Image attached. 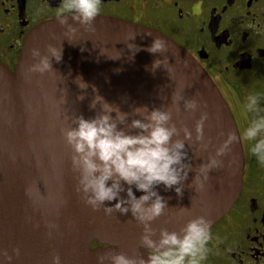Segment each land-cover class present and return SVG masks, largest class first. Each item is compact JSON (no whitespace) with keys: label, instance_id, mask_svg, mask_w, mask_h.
Wrapping results in <instances>:
<instances>
[{"label":"water","instance_id":"water-1","mask_svg":"<svg viewBox=\"0 0 264 264\" xmlns=\"http://www.w3.org/2000/svg\"><path fill=\"white\" fill-rule=\"evenodd\" d=\"M75 26L78 30L70 43L57 19L37 25L25 39L16 69L0 64V252L11 254L18 247L20 255L13 257L12 264H51L53 255H59L62 264H97V257L105 252L147 259V252L138 244L142 225L131 213L106 216L102 208L92 211L76 190L72 151L62 129L74 126L75 116L90 119L96 115L99 105L95 110L89 108L96 94L124 112L138 106L166 110L172 107L174 91L183 86L186 99L201 102L195 113L185 112L181 102L172 118L177 128L183 125L192 131L193 140L190 145L185 142V150L193 168L214 155L225 138L221 133L231 131L240 137L210 76L176 42L152 28L115 18L97 16L88 29ZM148 32L163 38L165 52L147 51L152 42ZM49 44L62 45L61 61L53 58V70L44 74L29 72L37 62L31 49L47 54ZM129 44L133 45L130 49ZM162 56L168 57L174 73L168 74L163 66L152 71L154 60ZM77 77L88 87L79 88ZM81 95L82 100L78 99ZM201 111L209 114L204 126L205 141L211 138L207 150H201L195 141ZM176 138L182 139L183 133ZM221 159L224 166L210 173L202 193L188 187L193 171L184 182L182 196L166 191L163 185L156 187L169 207L152 222L157 233L160 228L179 231L189 219L201 215L211 221V230L229 212L242 188L241 138ZM133 191L137 197L143 194ZM105 203L110 206L115 201ZM94 242L99 244L93 248Z\"/></svg>","mask_w":264,"mask_h":264},{"label":"clouds","instance_id":"clouds-1","mask_svg":"<svg viewBox=\"0 0 264 264\" xmlns=\"http://www.w3.org/2000/svg\"><path fill=\"white\" fill-rule=\"evenodd\" d=\"M102 0H61L55 10V17L65 35L71 42L79 25L88 29L92 26L101 9ZM41 9H37L39 15ZM71 18V23H69ZM152 36L150 53H163L166 43L159 35ZM134 38V37H133ZM133 46L129 44V49ZM31 56L37 60L28 71L44 74L52 71V59L60 62L62 45L57 48L47 46V54H41L37 48L31 49ZM154 60L151 69L155 71L163 66L169 73H174L168 57ZM112 58V57H111ZM172 79V76L169 75ZM79 88L88 85L77 77ZM94 91L95 88L93 89ZM183 86L178 87L171 98L172 107L162 110L147 106L133 107L131 111H121L120 107L108 103L96 94L89 104L92 110L99 111L93 118L85 119L82 115L75 116L72 124L62 129L65 143L71 148L72 169L77 173V192L85 205L92 211L101 208L106 216L119 212L121 215L131 213V218L142 225L139 246L147 252V259L141 255L129 256L123 252L108 253L97 257V264H204L210 252L209 243L213 239L211 221L205 216L189 219L179 231L166 228L157 230L152 222L165 213L167 201L156 190L163 185L164 189L173 190L177 196L183 195L185 181L190 171L195 173L188 187L202 193L210 181V173L224 166L221 159L231 151V146L242 138L247 142V151L254 157L257 165L264 168V92L249 91L244 95L241 111L245 114V126L240 137L229 131L224 134L222 143L215 149L206 162L193 168L185 150V142L193 140L192 131L186 126L177 128L173 122V112L183 110L195 113L201 102L195 98L186 99ZM83 95L78 99H83ZM114 113V115H113ZM207 111H201L195 123V141L200 143L201 150H207L211 138L204 139V126L208 121ZM183 133V138L179 137ZM133 188L143 194L137 197ZM124 195H121V194ZM115 201L114 204L105 202ZM185 208L181 207L183 211ZM55 225H49L54 228ZM20 255L18 247L11 254L6 250L0 252V264H12L14 256ZM51 264H62L59 255H53Z\"/></svg>","mask_w":264,"mask_h":264},{"label":"flooded vegetation","instance_id":"flooded-vegetation-1","mask_svg":"<svg viewBox=\"0 0 264 264\" xmlns=\"http://www.w3.org/2000/svg\"><path fill=\"white\" fill-rule=\"evenodd\" d=\"M60 2L0 0L1 65L16 69L25 39L37 25L56 19ZM98 16L152 28L185 49L221 93L240 135L244 95L264 92V0H102ZM241 145V192L211 228L204 264H264V168L242 138Z\"/></svg>","mask_w":264,"mask_h":264},{"label":"trees","instance_id":"trees-1","mask_svg":"<svg viewBox=\"0 0 264 264\" xmlns=\"http://www.w3.org/2000/svg\"><path fill=\"white\" fill-rule=\"evenodd\" d=\"M97 244H98V243L96 242V243L93 244V246H96Z\"/></svg>","mask_w":264,"mask_h":264}]
</instances>
